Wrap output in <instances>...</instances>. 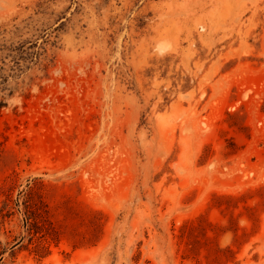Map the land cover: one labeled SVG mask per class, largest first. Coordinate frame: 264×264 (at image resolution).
<instances>
[{"label":"rangeland","instance_id":"374dc122","mask_svg":"<svg viewBox=\"0 0 264 264\" xmlns=\"http://www.w3.org/2000/svg\"><path fill=\"white\" fill-rule=\"evenodd\" d=\"M0 264H264V0H0Z\"/></svg>","mask_w":264,"mask_h":264}]
</instances>
